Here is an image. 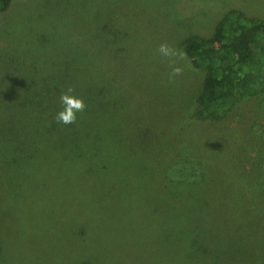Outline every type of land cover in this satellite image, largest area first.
<instances>
[{"label":"rangeland","instance_id":"rangeland-1","mask_svg":"<svg viewBox=\"0 0 264 264\" xmlns=\"http://www.w3.org/2000/svg\"><path fill=\"white\" fill-rule=\"evenodd\" d=\"M231 8L264 17V0H14L0 17V255L7 264H58L61 253L66 261L64 251L76 237L83 240L84 264H264V58L261 82L251 95L224 118L187 127L178 114L193 106L204 73L187 56L176 65L157 52L164 42L182 49L181 40L190 34L208 37ZM83 29L109 43L89 72L60 69L57 74L51 62L42 63L68 59L66 49L77 50L78 38L68 42L66 37ZM10 56L12 65L4 66ZM172 66L184 71L170 81ZM69 86L87 105L76 124L86 114L102 113V124L114 132L98 140L130 139L122 157L135 169L146 168L134 178L138 193L116 199L96 195L93 187L80 185L84 160L93 153L74 159L71 152H49L68 133L54 135L49 116L61 110L60 95ZM6 114L15 116L3 121ZM175 125L185 130L175 129L177 152L195 166L209 164L208 173L185 200L162 201L145 190L162 186L170 176L165 154L173 155L177 145L167 132ZM31 141L46 151L35 156L50 170L41 167V176L29 169L34 154L22 164L8 148L14 143L19 151ZM111 148L94 155L99 172L101 158L113 156ZM119 167L117 158L118 173ZM22 172L28 174L24 187ZM112 179L106 178V186L116 184ZM96 182L95 188L104 187V180ZM123 201L129 212L120 207ZM166 208L176 215L169 225L172 240L162 231ZM75 216L88 224L84 236L72 231ZM195 246L202 262L194 259Z\"/></svg>","mask_w":264,"mask_h":264},{"label":"trees","instance_id":"trees-1","mask_svg":"<svg viewBox=\"0 0 264 264\" xmlns=\"http://www.w3.org/2000/svg\"><path fill=\"white\" fill-rule=\"evenodd\" d=\"M13 2L14 0H0V17L6 15L10 11ZM185 19L187 20L188 18ZM95 35L94 32H90L88 29H83L80 33L72 32L66 37V40L68 41L70 38L72 39V37L78 38L77 42H75L76 45L74 46L77 50L70 51L69 48L72 46L69 45L66 49L68 59H61L62 62H56L55 59H53L51 61H42V63L51 62V65L57 70V74L60 69H70L73 71L83 70V73L89 72V70L96 65L98 52L105 48V46L109 45L107 39L102 40ZM99 41L101 45L99 44ZM181 44L182 49L187 54L190 64L194 68L202 70L204 73L193 106L180 111L181 114H178V116H181L184 119L187 127H189V123H207L224 118L240 99L252 94L255 83L261 82L258 75L260 74L259 66L264 58V17L246 13L241 9L231 8L226 10L217 19L213 26V30L208 37L190 34L181 40ZM80 45L82 46L79 47ZM46 54H48V51L45 52V55ZM77 54L84 56L86 54L88 57L87 62L76 61L75 56ZM11 61L12 58L10 56L3 65L5 66L6 64H9L11 66L13 62ZM38 65L45 67L42 64ZM56 78H51L49 81L55 82ZM23 86L25 89H28L26 85ZM24 97L25 95L22 99H24ZM57 112L58 111L55 110L49 116L52 133L54 135L58 133L61 134L64 130H67L68 133L66 135L61 134L62 137H64V140L55 142L51 147L52 151L49 149V152H71L74 153L75 156L62 157L76 159L78 155H87L90 153L95 155L98 151L100 152L106 150L107 147H112L111 151L113 152V156L101 158L103 172H99L98 168L93 166L98 163V161L95 160L94 155L85 158L80 185L84 187H88L86 185L93 187L97 191L96 195H102L103 193L111 194L113 199L117 198V194H119V197H131L134 193L139 192V190H133L137 185V182H134V178H139L141 175H144L146 168L141 165V167L135 169L133 163H129L127 157H122V154L125 153L126 155L128 151L131 144L130 139L119 138L113 142L109 140H98L100 138L109 139L114 132V130L109 129L102 124V113L96 112L91 116L86 114L84 118L77 121L79 125L76 123L65 125L55 121L54 117ZM3 116V121H9L10 119L12 120L15 115L6 114ZM0 121L2 122V119H0ZM25 121L27 122V120ZM92 122L95 123L92 124ZM173 127L169 128V132H167L169 138L167 139L174 141L177 146L174 147L173 155L165 154L167 157L166 167L167 169H170V176L164 178L162 186L145 190V192L148 195H151L152 198L162 201H170L177 198L185 200L186 194L189 193L190 195L191 191H194V189L200 185V181L203 180L205 174L208 173L207 167L209 164L206 165L207 167L205 165L195 166L194 164H190V161L187 158L180 156L177 152V148L181 143H178L174 133L175 129H177V131L178 129L180 131L185 130L183 126H179V128L175 125ZM100 128L102 131L98 132L97 130ZM80 139L83 144L79 143ZM8 148L10 149L12 156L20 159L22 164H26L29 161V157L34 154V157H32L33 160L30 163V171L40 172L41 167L44 170V173L50 171L46 164L43 165L44 162L40 160V157H35L40 152H46L44 151L43 146L38 142H26L23 149H19V151H16L14 143L8 144ZM181 150L185 151L182 146ZM152 155H155L154 151L145 156L150 157ZM130 156L134 157L133 153L131 154L130 152ZM192 156L193 155L189 154V157ZM117 158L120 159L119 173L114 170ZM201 163L203 162H199V164ZM57 170L59 171V169ZM40 173L41 174L37 175H43L42 172ZM27 175V173L23 174V172L20 174V185H22V187L26 186L25 183H27V181L25 176ZM108 177L115 178L112 179L116 182L114 186H106L105 181ZM2 179L4 182L6 181L5 177ZM95 180H97L96 183L99 185L104 180V187L100 186L99 188H95ZM30 186L34 185L31 183ZM82 186L73 188L77 189L76 193L73 195H77L78 188H81ZM36 188L37 191L43 190L38 187ZM63 189L67 190L68 188ZM71 189L72 188H69V190ZM69 195V197H72L71 192H69ZM114 203L117 204L116 202ZM126 204V201H123L120 207L129 212ZM172 216H176L173 210L171 208H166L163 213V219L165 220L162 221L163 234L169 237L166 240H172V238L168 236L170 233L169 225L174 222L171 220ZM86 217L87 218L85 219L90 221V218L88 216ZM75 222L76 224L72 227V231L75 232L76 236H82L83 230L88 224L82 225L76 220V216ZM177 235L178 233H176V236ZM1 238H3V236L0 237V249L2 245ZM76 238L71 240L72 245L64 251L66 256H68L67 260H64V255L61 253L59 257L56 258L58 264L85 263L84 257H82L84 252H81L84 248L83 240H78ZM185 246L189 248L190 243L185 242ZM192 250L195 261L202 262L197 258V253H195L197 252L196 246ZM7 263V260L3 259L0 255V264ZM202 264H204V262Z\"/></svg>","mask_w":264,"mask_h":264},{"label":"clouds","instance_id":"clouds-1","mask_svg":"<svg viewBox=\"0 0 264 264\" xmlns=\"http://www.w3.org/2000/svg\"><path fill=\"white\" fill-rule=\"evenodd\" d=\"M157 52L161 57L168 58L173 64L178 65L179 61L186 59V52L183 49L176 48L167 42L161 43ZM184 69L180 66H172L171 72L169 73V80L172 81L174 78L182 75ZM75 89L69 86L60 95V103L62 105L54 119L57 123L65 125L74 124L77 120V113H82L87 105L81 97L76 96Z\"/></svg>","mask_w":264,"mask_h":264}]
</instances>
